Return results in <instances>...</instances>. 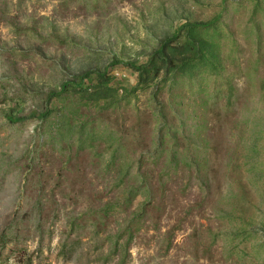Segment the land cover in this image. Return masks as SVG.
<instances>
[{
    "label": "rangeland",
    "instance_id": "obj_1",
    "mask_svg": "<svg viewBox=\"0 0 264 264\" xmlns=\"http://www.w3.org/2000/svg\"><path fill=\"white\" fill-rule=\"evenodd\" d=\"M218 16L208 33L220 46L218 76L197 70L119 96L90 118L66 110L45 123L4 120L16 102L28 112L82 70L143 62L186 19ZM114 68L117 88L131 91L135 74ZM263 94L264 0H0V226L37 200L59 206L43 239L24 242L21 261L11 251L6 264H264ZM110 154L129 163L132 154H198L203 168L198 177L181 160L175 173L155 168L153 209L136 212L140 230L127 242L119 225L145 196L107 233L93 227L101 202L126 198L128 182L106 167ZM67 215L82 219L70 256L60 253L78 235L64 227Z\"/></svg>",
    "mask_w": 264,
    "mask_h": 264
},
{
    "label": "trees",
    "instance_id": "obj_2",
    "mask_svg": "<svg viewBox=\"0 0 264 264\" xmlns=\"http://www.w3.org/2000/svg\"><path fill=\"white\" fill-rule=\"evenodd\" d=\"M219 18L218 16L205 22L186 19L178 25L175 32L161 38L154 49L145 55L143 62L112 60L106 69L82 70L70 76L68 80L59 83L55 89L43 93L37 106L28 112L18 108L20 104L16 102L13 108L5 112L4 120L11 125L21 124L26 120L45 123L54 112H64L62 115L65 116L66 110L71 115L79 114L82 117L90 118L114 108L119 96L125 97L137 90L153 86L157 91L159 84L172 82L177 77L190 76L197 70H206L218 76L219 70L223 68L220 46L217 42L208 39V33L217 27ZM115 64H123L135 74L136 84L131 91L126 92V90L117 88L115 82L118 76L114 68ZM258 145V142H254L250 146L252 154L256 153ZM197 155L132 154L129 163L124 161V154H110L106 167L108 170L113 169L111 177L113 181L116 183L128 182L126 198H124V203L119 205L101 202L100 212L97 219L94 220V224H96L93 226L94 231H100V234L107 233L105 230L108 224L113 222L116 214L127 213L134 207L138 197L145 196L146 199L138 203L136 209L127 217L124 225H119L121 227V236L119 237L121 239L127 237L126 241L129 242L140 230V215L136 212L140 210L141 214H144L153 209L150 207L151 189L149 187L151 181L154 180L155 168L161 165L163 173H175L181 160V169L191 167L195 171V177H198L203 165ZM158 182H160L159 178ZM38 186L40 189L43 188L40 182ZM160 186L162 187L161 183ZM24 213L23 217L16 213L12 214L0 226V264L7 263L11 251H16L21 261L26 251L22 246L24 242L36 238L43 239L45 232L48 231L46 225L53 219V216L59 213V206L46 208L37 200ZM75 218L69 215L64 218V227L67 225L70 233L77 232L78 234L77 238L70 242H61L60 253L63 254L66 251L68 256L77 250L81 242L79 230L82 228V219ZM37 243L40 244V242ZM5 249L7 252L3 257L2 252ZM37 250L39 251L40 247ZM24 262L31 264V260Z\"/></svg>",
    "mask_w": 264,
    "mask_h": 264
},
{
    "label": "built area",
    "instance_id": "obj_3",
    "mask_svg": "<svg viewBox=\"0 0 264 264\" xmlns=\"http://www.w3.org/2000/svg\"><path fill=\"white\" fill-rule=\"evenodd\" d=\"M116 75H117V76H119V74H118V73H116Z\"/></svg>",
    "mask_w": 264,
    "mask_h": 264
}]
</instances>
